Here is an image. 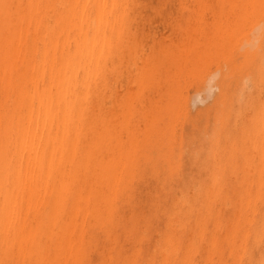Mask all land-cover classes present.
Masks as SVG:
<instances>
[{"label":"bare ground","instance_id":"6f19581e","mask_svg":"<svg viewBox=\"0 0 264 264\" xmlns=\"http://www.w3.org/2000/svg\"><path fill=\"white\" fill-rule=\"evenodd\" d=\"M0 264H264V0H0Z\"/></svg>","mask_w":264,"mask_h":264},{"label":"rangeland","instance_id":"374dc122","mask_svg":"<svg viewBox=\"0 0 264 264\" xmlns=\"http://www.w3.org/2000/svg\"><path fill=\"white\" fill-rule=\"evenodd\" d=\"M156 9H157V8H155L154 10H156ZM154 13L157 14L156 11H154ZM158 20H159V18H158ZM154 27L159 28V27H158V23H153V24H152V28H154ZM157 28H154L156 34H157V31H158V30H161V28H159V29H157ZM161 33H163L162 30H161V32L158 31V35H160ZM188 91H189L191 94L193 93V90H192L191 87L188 88ZM195 104H196V103H195ZM192 106H193V108H196V106H197V107H198V106H201V104H199V103H198V105H194V104H192V105L190 106V109H191V110H194V109L192 108ZM194 106H195V107H194Z\"/></svg>","mask_w":264,"mask_h":264}]
</instances>
